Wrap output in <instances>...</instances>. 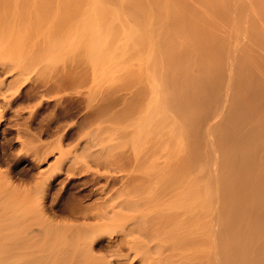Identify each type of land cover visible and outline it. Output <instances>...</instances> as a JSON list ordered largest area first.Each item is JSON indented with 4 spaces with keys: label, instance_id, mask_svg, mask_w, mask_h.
Returning a JSON list of instances; mask_svg holds the SVG:
<instances>
[{
    "label": "bare ground",
    "instance_id": "1",
    "mask_svg": "<svg viewBox=\"0 0 264 264\" xmlns=\"http://www.w3.org/2000/svg\"><path fill=\"white\" fill-rule=\"evenodd\" d=\"M10 1L0 0V10H3V12L4 10L14 11L15 14L19 12L18 16L21 22L19 24L22 25L26 20V17H24L27 11L26 2L22 0L24 2L22 4L20 0L16 3ZM83 1L72 0L71 4L67 1L70 5L67 7L68 3L66 4L67 9L65 8V10L67 12L65 11V13L69 18L72 16L73 19L71 23L68 22L70 25L67 24V27L70 26V31L66 39H62V37H56L55 39L52 36L55 39L54 41L46 42L51 39L49 38L44 41L45 43L39 44L38 41L40 40H38V43L33 44L35 41H26V38L19 35L21 40H19V37L18 39L14 38V43L10 39L12 34L10 37H5L7 34L13 33V29L12 31L9 28L3 30L0 27V43L4 42L5 44L6 41L10 42V40L14 43L0 44V51L2 50L4 53L0 55V80L2 79L0 85L5 86L9 92L14 90L13 94H10L13 101L22 98V88L35 82L38 77L46 74L44 72L48 70L47 73L49 74L43 80L45 85L50 84L48 90H52L55 84L59 82V85H66L64 90L67 91L75 81H79L80 87L85 89L90 71L96 75L97 72L100 73L103 69H106L104 67L108 64V66L115 65L123 57L121 55L125 54L124 50L127 51L129 46H125L129 44L130 40H127L126 37L122 40L119 37L122 40L121 43L116 40L117 36H115L116 38L113 36L114 30L117 29L112 27L114 24L109 25L113 18L112 21L105 23L106 13H108L106 10L108 9L102 7L103 3L100 0H90V3L87 2L88 6L85 3L86 8H84L82 7L84 6L82 5ZM197 1L202 6L199 11L203 12V1ZM210 1L212 9L223 20H227L229 28L224 30L214 26L218 32H214L215 34L210 39H203L200 36L201 39L196 38L197 41L194 47H192L191 39L188 45H185L187 42L184 43L179 52L165 46L163 43L161 35L166 37V32L162 30L157 32L155 29V39L152 40L151 47H149V52L146 55L150 62V65H148L151 67L147 66L150 69L148 90L146 89L147 97L145 98L144 95L143 98L145 99L142 100L144 103L140 101L143 105L139 102L140 106L138 104L135 107L130 106L140 110L134 114V116L137 115L136 118L131 117L133 121L130 118L127 122L129 124L123 126L125 129L129 127L130 131L133 129V132L128 129V131H125L124 128V132H121L124 139L127 136L131 137V134L134 133L130 139V141H135L131 146L133 148L131 149L128 145V141H126L128 144H125L129 147L123 144L122 146L124 149L128 148V152L133 150L134 156H138L137 159L139 157L143 158L139 156V152L141 153L142 150L138 152L137 149L141 147V144L142 147L146 144L144 141L149 144L150 139H156L153 145L155 146L156 142L159 141L157 138H164V140L161 139L165 144L167 142H169L168 145L173 144L171 147L167 145L168 149L170 148L169 151L172 150V152H168L170 154L166 152L167 155L165 154L164 160L161 156L163 150L160 154V158H162L160 163L157 161L158 159H153L154 152L157 155L158 152L154 151L156 148L151 149L153 147L151 145L148 151L152 150V155L149 152H147L148 154H141L145 156L141 161L139 160L140 162L135 161L136 157L131 158L137 162H134V166L131 164L133 161L130 162L129 153L120 149L122 146H119V143L115 145L114 142L111 143L119 137L113 136L114 140L110 138L109 141L107 138H102L101 133L94 134L93 137H90L89 134L88 138H85L87 135L84 134L80 138H85V140L81 139L82 143L79 140L80 146H74V151H72V148L69 151L64 150L63 142L68 140V143H70L69 141H72L75 135L87 125L88 115L85 114L78 124L79 127H69L62 134L58 142L60 155L56 158L54 164L49 165L48 169L43 170L41 165L47 162L53 152L42 151V148L34 147L31 155H34L35 157H33L37 161L35 164L32 160L34 162L32 163L34 166L32 170L27 168L28 170L21 176L23 182L16 183L13 180V174L15 173L11 176L12 171L8 172L7 169L5 170L7 172H3L0 170V223L7 217H20L21 219L15 218L14 221L21 220L24 222L26 218H30L24 223L27 225L31 223L34 226L32 222L36 217L51 221L53 218L54 222V218L59 216V212L70 217L69 221L63 220L56 224L52 222L60 229L57 230L59 233L56 232V234L66 236L67 233H70L67 235L69 242H64V244L63 240L66 241V237L61 238L58 235L59 240L63 239L60 240L61 242L58 238H54L60 244L62 243L61 246L64 249L61 247L62 250L58 251V245L57 251L56 248H52L51 245H54L53 240L50 245L43 242V249L45 245L51 246L55 250L54 253L57 252V254L55 253L56 257L52 250L46 251L44 249L42 251V249H39L37 251L39 253L41 250L44 256L43 253L41 255L35 253L36 251L33 249L35 252L32 253L37 254L36 258L31 253L26 258L21 256L28 250L21 251L25 249L22 246L26 242L24 240L32 238L31 234L36 232L35 229L23 224V222V226L21 224L19 227L20 221L16 223L11 218L16 223L15 225L18 224L19 228L14 227V223L12 225L9 223L11 227L9 226L8 231L11 230L10 232L16 233L22 227V231L27 230V234L24 231L22 236L16 233V235L18 234L17 239L18 236L20 239L23 237V241L22 239L17 240L15 237L14 240L11 237V241L8 237L14 233L5 232L6 230L1 228L2 234L3 232L11 234L8 237L3 234L2 240L6 237L9 240L5 239L4 241L13 242V244L10 243L8 250L11 251L7 254L12 255L11 253L14 251H19L21 259L26 261V259L31 258L32 261L35 259L39 261V263L24 262L19 264H115L113 263L114 257L117 258L119 255L115 254L114 256L112 253L116 252V248H122L126 243L131 244V246H127L130 247L131 251V248H133L132 252L134 253L132 255L133 257L137 256L135 260L139 256L142 258V262L141 258L138 259L141 264L150 262L151 254L147 252L150 248L156 250L152 254L153 256L157 252L159 253L162 247L180 248L179 251L183 248L182 254L184 256L188 252L186 250L185 253L184 249L188 248L189 253L194 254L191 256V259L193 258L191 262L188 261L189 257H185L183 260L184 256L181 255V251H178L180 254L178 252V254H171H177L179 259L181 258L176 262L171 261L170 257H166L165 261L161 257V259L155 261L166 262L163 264H180L181 262V264H264V0ZM115 2H118V0ZM59 6L60 4L48 5L46 9L54 14L61 11V14L65 15ZM200 12L196 17L198 22L202 24L200 20L202 14ZM41 14H43L44 19L45 14L49 15L45 12ZM107 16L109 15L107 14ZM63 18L66 20L68 17L63 16ZM208 25L213 28L214 24L208 22ZM185 26L187 29L190 28L188 24ZM36 28L35 30H37ZM230 29L231 32L229 33ZM35 32H38V30ZM130 32H128L129 35ZM3 33H6V35H2ZM17 34L18 32L13 35ZM125 35L129 37L127 33ZM151 36H153V31ZM221 38L226 39L224 41ZM124 40L127 41L123 42ZM111 41H113V45ZM220 41H223V44ZM126 42L128 44L125 45ZM123 43L124 45H122ZM63 48L67 53L69 51L79 55L80 59L74 56V60H68L70 63L73 62L69 65H73L65 68V71L58 78L52 76L51 68L58 59L59 49L62 50ZM120 50H122L121 53ZM2 56H4V61H1ZM120 61L122 62L123 58ZM51 63L53 66L50 67ZM115 67L112 66L111 68ZM107 70L110 72L109 67ZM4 76L5 78H3ZM30 87L31 90L27 94L25 93L26 95L24 94L25 98H22V101L38 96V92L32 94L34 90H37V87H34L33 84ZM2 89L4 88L2 87ZM67 94L68 96L64 101L58 103L61 105L60 112L56 113L58 115L51 120L49 119L51 122L44 129L42 128L44 133L49 136L54 132L64 130V125L59 124L64 119H69L84 110L83 100L77 96ZM85 94V91H79L80 97H84ZM12 99L9 101H12ZM44 100L48 103L51 102L47 99ZM13 101L10 103H13ZM0 115L1 127L5 121V116L2 115V112ZM37 119L38 116L34 114L30 122L35 123ZM190 133L192 135L190 136L192 140L189 142L191 151L188 150L183 153V151L178 150L177 146L174 147L175 142L178 140L177 144L182 143L181 147H184V138L186 135L189 137ZM156 135L157 138H155ZM159 143L161 142L159 141ZM76 144L78 145V143ZM165 146L162 142L160 149ZM155 147L159 148V145ZM25 148L27 147L25 146ZM173 148H176L177 152H173ZM117 149L126 154L117 153ZM142 149L145 150V146ZM19 158L21 157L18 156ZM129 162L130 164H128ZM92 163L102 168L105 167L108 169V173H101L100 171L90 173ZM127 166L144 167V173H141L143 170L140 167L141 175L138 173L139 175L136 176V169L139 170V167H137L134 171L136 174L133 172L123 174L122 171H125ZM59 178H63L62 181L61 179L58 180ZM57 181L64 184L63 188L61 186L64 192L71 188L76 189V187L79 188V191L69 194L61 204L62 196L59 193L60 196L57 198L59 201L49 207L46 201L50 196L53 197L50 189L56 187L55 183L57 184ZM103 181L106 182L105 185L95 188ZM118 184L120 187L114 189ZM112 189H117V191L114 192ZM21 197L24 198V201H19ZM53 198L50 199L51 202L54 200ZM86 198H95L93 204H85ZM30 203L32 208L28 206ZM17 204H21L23 208L18 207ZM23 204H27L26 206L31 209L26 208ZM143 206L147 208V210L145 208V213L149 211L147 217L135 213L141 207L144 208ZM152 208L157 209L156 212ZM129 213L130 217L125 216ZM124 216L128 217L129 220L122 221ZM1 217H4L3 220ZM33 217L34 220L30 222L29 220ZM11 219H9L10 222ZM9 221L5 219V222H3L7 228L6 222ZM67 227L70 232L62 235L67 231L65 230ZM62 228L65 232H62ZM37 232L40 231L37 230ZM24 233L28 235L27 238H24ZM135 235H139L144 241L137 244V240L134 238ZM50 236L53 239L55 234ZM1 238L0 242L2 241ZM47 241L50 242L51 240ZM17 242L19 244L23 242L19 246H22L23 249L18 247L19 244H15ZM6 244L8 243L6 242ZM12 245L17 247L10 249ZM107 248L110 251H107ZM138 248H147V250L142 252ZM191 248L195 249L191 250ZM196 248L197 251H194ZM100 250H106L104 251L106 253L112 252L105 256V254L96 253ZM130 250L129 252H131ZM46 252L50 254L48 255ZM7 254L4 255L3 259L0 257L2 263L3 261L5 264L18 263L15 260L13 262V256H9V263L7 261L8 257H6ZM129 254L125 255L126 260L130 258L129 260L133 262V257L131 254V256H128ZM19 255L17 254V256ZM159 255L162 256V254ZM196 255L195 260L197 261L194 262ZM166 256L170 255L166 254ZM111 257L114 260H111ZM95 260L97 261L93 262ZM117 260L121 259L115 260L116 264H119ZM1 262L0 264H2ZM121 262L120 264L124 261ZM132 262L128 263L132 264Z\"/></svg>",
    "mask_w": 264,
    "mask_h": 264
},
{
    "label": "rangeland",
    "instance_id": "2",
    "mask_svg": "<svg viewBox=\"0 0 264 264\" xmlns=\"http://www.w3.org/2000/svg\"><path fill=\"white\" fill-rule=\"evenodd\" d=\"M8 1H10V0H8ZM16 1H19V0H11L10 2L11 3H16ZM20 1H21L22 4H24L23 1H25L26 5H27L26 6V9H27L26 13L27 14L26 13L24 14L25 15L24 17H26L25 18L26 20L21 25V24H19V23H21L20 20H19L20 17L18 16L19 12H17L15 14L14 11H10L9 12L8 10H4V12H5L4 13L3 10H0V27L3 30L9 28L12 31V29H13V33H10L9 35L8 34L6 35V33H3L2 35L5 34L6 35V36L4 35L5 37H8V36L10 37V35L12 34V36H11L12 38L10 37V39H12L13 41H14V38L18 39L19 35H21V37L26 38V41H32V42L35 41V42H33V44L38 43V42H39V44L45 43L44 41L48 40L49 38H51V39H49L46 42L54 41L56 39V37H62V39H66L68 37V33L70 31L69 30L70 26L69 27H67V26L70 25L69 23L72 22L73 18H72V16H71V18H69V16L66 15V13H65V11H66L65 8L66 7L65 6H66V4L68 2L71 4L72 0H64V1H62V0H23V1L20 0ZM59 1H61L62 3L61 2L58 3ZM115 1H117V0H103V1L100 0V2L103 3L102 7L104 9H108V10H106V12H108V13H106V22L105 23H108L110 20L112 21V18H113V21L109 23L110 26H111V23H112V24H114L112 27H116L117 28V29L115 28L116 30L113 29L114 30V35L113 36L114 37L117 36L118 39L116 37L115 38H116V40H118L120 42L123 39H126V38H128L127 40H130V41H129V44H128V42L125 43V45L128 44L125 47H127V46H129V47H127V51L124 50L125 54L121 55V57L123 56L122 57L123 61L122 62L120 61V60H122V58H121L119 60L120 63L119 62L117 63L118 66H116L117 65L116 63H115V65H110V66H108L109 64L107 65L109 67V71L110 72H108V70H107L108 67L106 66V64H105L106 67H104L106 69H103L104 71L102 70L101 71L102 73L101 72L100 73L97 72V74L94 75V72L89 70L90 72H89V75H88L87 86H86L85 89L80 87L81 85H80L79 81H75V83L71 84L69 86L70 88L67 91H65L64 88L66 87V85H59V82H57L55 84V86L53 87L52 90H48V87L50 86V84L45 85V83L43 81L45 78H47V75L49 74V73H47V72H49V70L46 69V70H48V71L44 72L46 74H43L40 77H38L35 80V82L30 83V85L28 84L29 86H26V87L22 88V95H21L22 98H25V95L27 94V92L29 90H31L30 86L32 84L34 85V87H37V90H34V92L32 94H36L38 92V96L37 97H32L33 99L32 98L30 99V98H28L26 96V98H28V99H25V100L23 99V101H22V98H19L17 101H13V99L11 98L12 95H10V94H13L12 92L14 90H10V92H9V91L6 90L5 86H3V85L1 86L0 85V114L2 112V115L5 116V121L2 124V126L0 127V148H1L0 149V170L3 171V172L5 170H7V169H8L7 170L8 172L12 171V173L10 172L11 176H12L13 173H15V174H13V177L15 179L13 177L12 178H13V180H15L16 183L23 182L22 179H21L22 178L21 176H23V174H25L24 172L27 171L29 168H30V170H32V168L34 167L32 163L35 162V164H36L37 160L35 161V158H34L35 156L31 155L32 152L34 151V149H33L34 147H40V148L43 149L42 151L46 150V151H50V152L52 151L53 152V153L50 154L49 159L47 160V162L43 163L41 165L43 170L48 169V167H50L49 166L50 164L51 165L54 164L55 161H56V158L60 155V151L58 149V146H59L58 142L60 141L62 134L65 132L66 129L68 130L69 127H72V126L79 127L78 124L82 121V117L85 114L88 115L87 125L84 126L82 128V130L78 134L75 135V137L73 138L72 141H69L70 143H68V140H65L63 142L64 143L63 144V149L64 150L69 151V149L72 148V151H74V149H75L74 146H76V147L80 146L79 145L80 142L82 143L85 140V138H88L89 134H90L89 135L90 137H93V136H95L94 134L97 135L98 133L99 134L101 133V137L102 138L104 137V139L107 138L109 141H110V138L113 139V136L114 137H119V139L115 138L117 142L114 139H113L114 141L111 142V143L114 142L113 143L114 145L119 143L118 144L119 146L120 145L122 146V144L124 146H126V144H125V143H127L126 141L129 142V144L128 143L127 144L130 147L133 145V142H135V141H133V140L130 141V139L132 137V134H134V133L131 134V137L127 136L128 137L127 138L125 136L127 139L126 138L124 139V137H122L123 134H121V132L122 131L124 132V130L126 131L127 129L130 131L129 127L127 129H125L124 127L129 124V123H127L129 121V119L131 117L133 119L136 118L137 115L134 116V114L137 113V111H140L139 109L137 110V109L132 108L130 106L135 107L136 104H138L140 101H142L143 99H145L147 97L146 96V91L148 90L147 86L149 85L148 77H149V70H150V69H148L147 66L150 65V62L147 59L146 55L149 52V49H150L149 47H151L150 44H151L152 40L155 39L154 34H155L156 30H157V32L159 30H162V31L166 32V34H167L166 37L161 35V37L163 39L162 40L163 43L165 44V46L171 47L175 51L179 52L181 50L182 46L184 45V43L187 42V43H185V45H188L190 43L189 41H191V39H192V47H194V44L197 41L196 38L201 39L200 36H202L203 39L204 38L210 39L212 35H214L216 32H218L217 29L214 26H217V28L219 27L220 29H224V30L229 28L227 26V25H229L227 23V20L226 19L223 20L221 18V16L217 15L216 12L212 9L210 0H202L203 1V12L199 11V9H202V6H201L200 2L197 1V0H125V1L124 0H120V1L118 0L119 3L115 2ZM64 2H66L65 5H64ZM87 2L90 3L91 1L90 0H84L83 3H82V5H84V6H82V5L81 6L86 8L85 6L86 5L88 6ZM104 2H105V4H104ZM69 3L67 5V7L70 5ZM85 3H86V5H85ZM59 4H60L59 7H61L60 9L65 13L66 16L62 15L61 11L58 14H54L53 12H48L47 9H46V6H48V5H59ZM104 5H106V6H104ZM41 8H44V9H41ZM42 12L49 13V15L47 14L48 15L47 16L45 14V19H44L43 14H41ZM199 12L202 14V17L200 18V20L202 21V24H200L198 22V19L196 17ZM107 14L109 16H107ZM63 16L66 17V18L68 17V18L65 20V18H63ZM41 17L43 18L42 20H41ZM107 18H108V20H107ZM208 22L214 24L213 28H212V26L208 25ZM186 24L189 25V27H190L189 29L186 28V26H185ZM20 25H21V27H20ZM29 25H30V27H29ZM32 26H33L34 29L32 28ZM36 26H37V28H36ZM35 28L38 30V32H35V31H37V30H35ZM28 30L30 31V33H29ZM130 31H132V32H130ZM152 31H153V36H151V32ZM17 32H18L17 35H13V34H16ZM128 32H130L131 34L129 35ZM230 32H231V29H230L229 33ZM125 33H127L129 35V37H127L125 35ZM23 34H25V35H23ZM52 36L55 39H53ZM21 37H19V40H21L20 39ZM119 37H121L122 40H120L121 38L119 39ZM124 37H126V38H124ZM30 38H31V40H30ZM221 39H223V38H221ZM225 39L226 38H224L223 40L225 41ZM12 40H10V42L6 41L5 44L6 43L7 44H9V43L10 44H14L15 41L13 43ZM38 40H40V41H38ZM127 40H124L123 42H125ZM24 41H25V39H24ZM41 41H43V42H41ZM112 42L113 41H111V43ZM114 42H115V39H114ZM220 42H218V43L220 44ZM1 43L4 44V42H1ZM28 43H30V42H28ZM121 43H120V45H121ZM247 43H249V42H247ZM112 45H113V43H112ZM122 45H124V43ZM161 45L164 46L163 44H161ZM0 49H1V47H0ZM1 51H0V55L4 54L3 51L2 52ZM121 51L122 50H120V53H121ZM74 56H75V58H76V56H77V58H79V55H76V54H74L72 52H69V51L67 53L64 48L62 50L59 49L58 59H56V62L53 64L54 66L52 65V63L50 64V67L53 66L51 68L52 70L50 69L52 76L54 75V76L59 78L61 73H63L65 71V68L70 67V66L73 65V64L69 65V64L73 63V62L70 63L69 61L70 60H74ZM2 57H3V59L1 58V61H4V56H2ZM72 57H73V59H72ZM5 58H6V54H5ZM75 60H77V59H75ZM112 66H114V67L116 66V67L115 68H111ZM105 72H106V74H105ZM161 75H162V73H161ZM3 78H5V76ZM2 87L4 89H2ZM2 90H4V91L6 90L7 92L6 91L3 92ZM79 91H85L86 94L84 95V97H80ZM67 93H69V94H71L73 96H77V97H79V99L83 100L84 110L81 111L80 113H77L75 116H73V117H71L69 119H64V121L59 123L62 126L64 125L63 126L64 130L54 132L53 134H50L51 136H49V135L44 133L43 129L48 125V123L51 122L50 120L52 118H55L58 115L56 113L60 112V107H61V105H59L58 103L64 101V99L68 96ZM144 95H145V98H143ZM9 97H10V99H9ZM11 99H12L13 103H10V102H12V101H9ZM44 99H47L48 101H51V102L48 103ZM142 102H140L141 105H143V103H144V102L143 103ZM138 108H140V107H138ZM141 109H142V107H141ZM34 114L38 116V119H37V121L35 123H32V122H30V119H32V116ZM173 116L176 117L175 115H173ZM132 118L130 120L133 121ZM123 128H124V130H123ZM130 132H133V129ZM126 133H128V132H126ZM84 134L87 135V137L85 136V138H83V139L80 138V137H83ZM190 136H192L191 133H190L189 137L186 135V137L184 138L185 139L183 141L184 142L183 143L184 147H181L182 143L181 144H179V143L177 144V142H179V140L175 142V146L174 147L177 146V148H179L178 150L183 151V153L184 152L186 153L188 150L191 151L190 148H189L190 147L189 146L190 145L189 142H190V140H192V137H190ZM155 138H157V135L155 136ZM161 138H157V140L159 139V141L161 143H159V141H157L158 143L156 142V145H155V146L159 145V148L153 146L155 144L156 139L155 140L150 139L151 141L153 140L152 142L149 141V144L152 143L150 145L147 144L148 142L144 141V143H146L147 145L146 144L144 145L145 146V150L142 149L144 147V146L142 147V144H141L142 148L140 147L141 149L140 148L137 149L138 152L142 150L141 153L139 152V154H140L139 156L144 158L145 155L142 156L141 154H146L147 152H149L148 149L150 150L151 145H152L153 147L151 149H155L156 148V150H154V151L158 152V155H157V153L154 152L153 159H158L157 161L160 163V161L162 160V158H160V154L162 153V150H163L164 154L162 153L161 156L163 157V160H164L166 155L170 154L172 152V150L169 151L170 148L168 149V147L173 146V144L170 143L172 145H168L167 143H169V142H167L165 144V142L162 141V139L164 140V138H162V139ZM81 139L83 141H81ZM79 140H80V142H78ZM173 140L175 141L174 138H173ZM173 140H169V141L172 142ZM187 140H188V142H187ZM162 142H163L164 146L165 145L166 146L164 148L160 149L161 145H162ZM23 143H25L26 145L23 144ZM76 143H78V145ZM167 145H168V147H167ZM179 145H180L181 148L179 147ZM185 145H186V147L188 146V148H186ZM25 146L27 148H25ZM119 146H117V147H119ZM64 147H66L68 150L66 148H64ZM132 148L133 147H131V149ZM146 148H147V150H146ZM185 148H186V150H185ZM120 149H122L125 152L127 151L126 153H129L128 156H129L130 159L131 158L134 159L136 157V155L134 156L133 150H131L132 152L131 151L128 152L129 151L128 148L127 149L125 148L126 149L125 150L123 148V146L120 147ZM120 149H117V153L126 154L122 150L120 151ZM175 149L176 148H173V152L177 150V149L176 150ZM151 151L149 152V154L152 155ZM166 152H167V154H166ZM168 152H170V153H168ZM25 153H26L27 156L25 155ZM131 155L133 157H130ZM18 156H20L21 158L18 159ZM137 157L135 158V161L138 160V162H140L141 159H143V158H140V157L137 159ZM132 159H131L130 162L133 161L131 164L134 165L135 161L132 160ZM1 162H3V163H1ZM130 162L128 164H130ZM135 163H137V162H135ZM37 164H38V162H37ZM91 165H92V169H91L90 173H92V174L96 173L97 171H100L101 173H108V171H107L108 169H106L105 167L102 168L100 166H96L95 163H92ZM142 165H143V163H142ZM134 166H132V167L127 166V169H125V171H122L123 174H127V172H129V173L133 172L134 173L135 169L137 167H139V166H137L135 168ZM140 167H139L138 171L136 169V173L137 174L134 173V174H136V176H138L139 174L141 175L142 172L144 173V169H143L144 167L143 168L141 167L143 171L140 170L141 169ZM128 168H129V171H128ZM7 171H5V172H7ZM140 171H141V173H140ZM60 179L62 181L63 178H59L58 180H60ZM61 181H57V184L55 183L56 187L54 186L52 189H50L51 190V195L54 198L50 196L49 199H47V201H46L47 206L51 207L52 205H55V203L59 201V200H57V198L60 195L62 196V198H61L62 200H60V204H61L68 197L69 194L76 193V192L79 191V188L76 187V189L75 188H71L67 192H64L62 190V188L64 187V184ZM105 183L106 182L103 181V182H101L100 185L96 186L95 188L103 186V185H105ZM59 184H62V185H59ZM72 184L70 185V187L72 186ZM61 186H62V188H61ZM117 187H120V185L119 184L116 185L114 187V189L117 188ZM117 189L116 190L112 189V190L115 192V191H117ZM59 193H60V195H59ZM61 193H63V194H61ZM108 193L110 194V192H108ZM52 198L55 201L53 200L51 202ZM95 198H97V197H95ZM94 199L93 198L92 199L86 198L85 199L86 200L85 204H88V205L93 204ZM19 201H24V198L21 197L19 199ZM26 205L27 204H25L24 206H26ZM17 206L18 207L20 206V207L23 208V206H21V204H17ZM28 206H30L32 208V204L31 203ZM158 206H160V205H158ZM158 206H157V208H158ZM30 207L26 206V208H30ZM154 207H156V206H154ZM145 208L146 207H144V208L141 207L140 210L138 212H135V213L137 215L138 214L139 215L143 214V215H145L147 217V215H148L147 213L149 211H147V213H145ZM152 209H154V208H152ZM146 210H147V208H146ZM155 210H157V209H154V211ZM152 211H150V212L152 213ZM151 213H150V215H151ZM58 215L59 216H56L54 218V222H53V218H52V221H51V220H48V219H43L41 217H36L35 220H34V217H33V219L31 218V220H29V221L32 222L34 220L32 222V223H34V226L30 222H29L30 224L27 222L29 225L24 223V222L28 221V219H30V218H28V219L26 218V221H24V222L21 221V220L14 221L15 218L18 219L20 217H14V218L13 217H7V218L1 217V218H2V220L4 218L3 222H5V219L9 221V219L12 218L13 221L16 222V223H18L20 221L19 225L17 224L19 227H20V225L23 222V224H26L29 227L31 226L33 229H35L36 232H33L31 234L32 238H27L28 237V235H26L27 234V232H26L27 230L26 231L23 230L26 233V234L24 233V235L26 236V237L24 236V238H27V240L26 239L24 240V242L26 241L25 243L22 242L23 243L22 246H24L25 249H23L22 246L19 247L22 244V243H20V244L18 243L20 241H18L15 244H17V245L19 244L18 247L23 249V250L20 249L21 251H24V250H27V249L29 250V251L27 250V252H26L27 254L26 253L21 254L22 257H24V256H25V258H26V256L29 257V254L31 253V255L32 256L35 255V258H36V255L37 254L41 255L43 253L42 251L44 249H46V251L47 250H49V251L52 250V252L54 253L55 250L52 249V248H56V251H57V245H58V249H59L58 251L62 250L61 249L62 243L60 244V242L63 239L62 240L60 239L61 241L59 240L58 235L61 236V234H56V232L59 233L57 231L59 228H57V225H53V224H56L57 222L63 221V220L64 221L65 220L69 221L70 217L66 216L64 214H61L60 212L58 213ZM132 215H134V214L132 213ZM125 216L130 217V213L128 215H125ZM124 217H122V221L124 220V222H126L127 220H129L128 217L127 218L126 217L124 218ZM37 218H38V220H36ZM12 219H11V222L10 221L6 222L7 225H8V228H7L6 225H4L3 222L0 223V226H1L0 229L4 228V230H6L5 232H7L10 229V227H11L10 224L12 225L14 223L12 221ZM0 222H1V219H0ZM49 222H51V223L49 224ZM52 222H53V224H52ZM16 223H14V225ZM66 223H68V222H66ZM23 224H22V226H23ZM17 225H15L14 227H16ZM18 226H17V228H19ZM13 230L16 231L15 229H13ZM20 230H21V233H20ZM20 230L17 231L16 233L21 234V236H22L23 235L22 234L23 233L22 227H21ZM37 230H39L40 232H37ZM62 230H63V228H62ZM65 230H67V231L65 232ZM65 230L62 231V232H65L62 235H65L67 232H70L68 230V227ZM10 231H8V232L11 233V234L14 233V232H10ZM16 233L11 235V234H8V233L6 234V233L3 232V234H5L6 237L11 235L10 237H8L10 240H11V237H12L13 240H14V237L17 239L16 236L18 234L16 235ZM3 234H2V231L0 230V238L4 236ZM49 234L52 235V236H54V234H55L53 239L51 238V236ZM68 234H70V233H67V235ZM67 235L66 236H61V238H64V237L67 238V240L65 239L66 241L63 240V244H64V242H66V243L69 242L68 241L69 239H68ZM137 236L136 235L134 236V238H136L135 240H137V244H140L141 241H144V239L141 238L139 235H137ZM6 237H4V238L7 239ZM119 237H120V235H119ZM54 238L55 239L58 238V240L60 242L58 240H55ZM9 239H7V240H9ZM18 239H20L19 236H18ZM21 239L23 241V237H21ZM29 239H31V240H29ZM32 239H33V241H32ZM44 239H45V241H44ZM1 240H2V238H1ZM4 240L1 241L2 243L0 242V253H1L0 257L2 259H3V257H5L4 255H6L7 252L11 251V250H8L10 243L13 244V242H11L12 240L11 241H7V240L4 241ZM41 240H43V241H41ZM47 240H49V241L51 240V241L48 242ZM52 240L54 242L53 244L56 245V246L51 245L52 246V248H51V246L48 247V246L45 245L44 249H43L44 243L46 242L45 244H47V245L49 244L50 245ZM57 241L59 242V244L57 243ZM6 242L8 244H6ZM1 244L4 245V246H2ZM127 245H129V244L126 243L122 248H116V252L117 253L113 252L112 255L114 254V256H115V254H118L119 257L118 256H117V258L114 257L115 260L116 259H121L122 262L123 261L125 262V264H130L132 261H130L129 260L130 258L127 257L128 258L127 259L128 262H130V263H128L127 260H126L125 255L129 254V253L132 255V253H134V252H132L133 248H131L132 249V251H131L130 247L128 248ZM5 246H7V247L4 248ZM129 246H131V244ZM14 247H15V245H12V246H10V249H12ZM39 249H42V251L40 250V252L38 253L37 251H39ZM139 249H141V248H138V250ZM154 249H158L159 250L160 248H154ZM167 249H169V251H167ZM170 249H172V250H170ZM179 249L180 248H174L173 249V248H164V247H162L159 250V253L157 252L155 255L152 256V254H154L156 252V250L154 251V250H152V248H150L147 252H150L151 257H150V262H148L147 264H150V263L151 264H163V263H166V262H163V261L166 260V257H170L171 261L176 262L179 259V256L177 254L180 251H181L180 252L181 255L184 256L182 254L183 248L180 251H179ZM193 249H195V248H191V250H193ZM106 250L110 251V249H108V248ZM106 250H104V251H106ZM129 250L131 252H129ZM141 250H142V252H144V251L147 250V248H143ZM150 250L152 251V253H151ZM104 251L100 250V251H97L96 253L97 254H99V253L100 254H105V256H106L107 254L109 255V253L112 252L111 251V252L106 253ZM136 251H137V249H136ZM194 251H197V248ZM194 251H193V253H194ZM32 252L33 253L35 252L37 254H33ZM52 252H51V254H52ZM184 252L185 253L187 252L185 254L186 256H184V258L182 256H180V257H182L183 260L185 259V257H189L188 261L191 262L192 259H193V258L191 259V256H193L194 254H191L192 252L189 253L188 248L187 249L185 248ZM13 253H11L12 255H8L7 254L8 256H6V257H8L7 261H9V263H10V257L11 256H13V262H14V260H15L16 263L18 262L17 264L24 263V262H37V263H39L38 259H35V260L33 259L34 261H32L31 258H30L31 260L28 258L29 260L26 259V261H25V259H21L22 257H20V255H19L20 252L19 251L18 252L14 251ZM46 253H48V252H46ZM55 253L57 254V252H55ZM55 253H54V255H55ZM165 253L169 254L170 256H166ZM175 253H177L176 255L178 257L176 255H171V254H175ZM188 253H189V255H188ZM17 254L19 256H17ZM49 254L50 253H48V255ZM130 254L128 256H131ZM135 254H136V252H135ZM159 254H162V256H160ZM43 255H44V253H43ZM55 257H56V255H55ZM108 257L110 258V256H108ZM132 257H133V255H132ZM135 257H137V256H135ZM135 257L132 258L134 260L132 262V264H136V263L137 264H139V263L141 264L142 258L139 256L135 260ZM160 257L162 259H164L162 261L163 263H161L160 260L158 262H155ZM176 257H177V259H176ZM196 257H197V255L194 257V262L197 261V260H195ZM139 258H141V262H140V260H138ZM112 259L113 258L111 257V260ZM115 260L113 261V263L116 264ZM121 260H117V261H119L118 262L119 264H120ZM137 260H138V262H137ZM96 261L97 260H95L93 262H96ZM185 261H187V260H185ZM134 262H136V263H134ZM180 262H177V263H180ZM3 263H4V261H3Z\"/></svg>",
    "mask_w": 264,
    "mask_h": 264
}]
</instances>
